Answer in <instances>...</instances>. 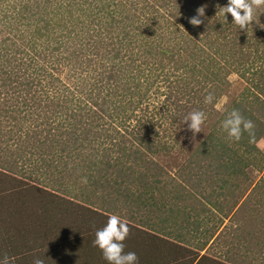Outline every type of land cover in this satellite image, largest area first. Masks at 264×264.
I'll use <instances>...</instances> for the list:
<instances>
[{"label": "rangeland", "instance_id": "obj_1", "mask_svg": "<svg viewBox=\"0 0 264 264\" xmlns=\"http://www.w3.org/2000/svg\"><path fill=\"white\" fill-rule=\"evenodd\" d=\"M22 4L20 0H0V18L4 15L12 16ZM28 4L32 6L34 3L29 1ZM200 7L204 8V16L200 18L206 20L208 24V21H211L208 12L214 11L216 14L221 5L218 0H188L178 4L173 11L175 16L181 19L178 28L199 38L205 34L207 24L204 27L193 26L184 17L187 13L181 11L186 9L197 14L196 10ZM262 8V5L257 6L259 11L257 10L258 12L253 15L264 23ZM161 10L164 14L171 12ZM92 12L95 10L93 9ZM83 13L79 12V17L73 19L60 20V16L56 17L59 26H56L48 36L53 38L55 32L73 36L74 33L81 32L80 22H88L90 32L95 35L94 31H100V36L104 38L106 32L104 26L110 23L109 20L102 18L100 14H92L91 19H88ZM83 30L87 32L86 29ZM258 37L261 40L262 36L259 32ZM39 42L48 45L45 37ZM13 43L22 46L20 41L13 40ZM159 44L165 45L164 49L159 52L158 48H154L144 58L154 76L158 77L166 70L171 52L168 38ZM51 45L58 48L55 42ZM227 45L228 50L237 57V61L235 65H231L230 75L223 79L221 91L212 89L209 92L207 90L198 92L202 102L196 98L195 92L189 89L177 90V98L180 99L176 101L166 100L163 96L165 94L163 85L159 80H157L159 86L157 97L152 95L154 85L147 91L145 87L147 82L142 81L141 77L130 85L134 96L130 94V97L126 96L124 103L128 104L131 101L139 103L141 109L147 108L145 112L147 115L154 113L153 118L148 124L137 125L139 110L128 111L125 120L123 118L120 120L121 125L114 128L121 131L119 134L131 129L135 130V134H140L144 132L143 128L146 131V128L150 127L151 130L148 129L147 133L152 143L142 148V159L132 156L122 158L120 155L117 157V154L113 153L106 155L104 163L97 170L96 181L99 180L100 185L86 187L80 174L70 168L71 157L76 155L80 156L75 157L76 161L73 164L82 158L79 166H85L86 159L90 156L91 161H98L106 154L102 146L86 142L81 143L82 148L73 151L72 147L66 145L68 149L70 148V154L60 153L56 148L60 156L56 154L57 164L53 163L52 167L61 170V174L56 173L57 170L54 169L49 177V180L53 181L47 183L42 177L36 178L37 180L28 179L21 173L22 163L18 164V168L14 165V157L5 159L13 156L10 154L12 151L17 152L15 140L24 139V132L22 135L15 134V140L12 138L9 142L11 150L7 153L0 152V163L4 166L10 163L15 170L11 172L9 170L11 167H6L10 171L6 176L15 179L14 183L6 177L2 178L7 179L6 185L11 184L12 189L10 193L0 192V207H2L0 219L3 220L0 221V230L6 227L12 236L10 235V240L6 241V249L1 247L3 243L0 242V250H3L0 254L9 252V254H21L20 258L14 257L10 264H17L18 261L20 264H33L36 258L43 260L44 264H49L47 254H84L79 258L74 256L73 261L65 262L69 264H107L100 249L93 244V240L96 230L106 224L109 215L116 214L126 222L129 229L128 236L123 241L124 252L135 249L139 264H233L234 262L264 264V45L255 41L241 45L238 41L233 43V39L232 41L229 39ZM66 47L58 49V52L46 49L40 53L39 58L35 57L41 66H46L45 73H51L50 76L43 75L41 79L39 89L42 90V99L46 96L59 97L61 96L59 93H65V89L82 96L96 93V89L91 86L96 71L91 67L81 68L82 66L76 62L77 53L73 54L72 51L77 50L78 46L73 48V45L71 47L66 45ZM106 52L107 50L104 55ZM31 55L35 53L31 52ZM102 64L107 66L108 62L104 61ZM49 79L54 81V87L48 86ZM91 90L95 91L91 92ZM209 93L214 99L212 103L206 104L204 98ZM246 93L250 96L244 98L243 105L240 103V110L243 108L246 113L250 112L256 128L253 136L259 137L255 139L254 144L250 142L256 147V152L248 157H251L250 165L244 169L242 175L237 176L231 172L232 170L228 171L227 166L234 161L230 160L231 150L243 149V146L227 137L221 127V121L235 108L234 103L239 102ZM11 95V91L5 93L0 89V130L4 132L12 128L11 121L3 117L5 106L8 104L5 103V99ZM194 110H205L206 114L200 132L195 134L187 128V122H183L184 118ZM175 113L180 114L176 115L175 124H170L169 119L164 124L158 120V116L162 114ZM30 118L29 123L21 124L22 129L36 132V135L43 140L48 135V139L54 143L58 142V139L65 141L64 136L61 138L60 135H54L56 133L54 124L49 127L40 124L39 118L32 115ZM60 146H63V143H60ZM127 147L128 145H125V148ZM19 152L21 153V150ZM201 152L206 155L202 156ZM240 153L243 154L242 150ZM28 154L30 155L29 152ZM24 155L26 158L27 152ZM30 157L35 159L33 156ZM79 157L80 159L77 160ZM63 163L65 165H62ZM14 175L16 176L13 177ZM113 180L124 182L127 189L113 185ZM127 190L135 197L133 202L129 201ZM19 194L23 197L18 198ZM75 194H80V198L83 199L77 198ZM14 196L15 201L23 199L25 203L23 210L19 205L14 207L17 212L10 210L12 205L9 206L6 202L11 201L10 197ZM52 196L65 200L62 206H56L59 211L56 207L54 210L48 207L47 214H38L33 204L40 198L48 200L52 199ZM164 219V226L167 225L171 233L168 239L188 246L191 250L186 249L189 254H151V241L158 239V236L162 237L165 229L160 232V224L158 225L157 221L161 222ZM71 231L80 235L72 237L62 245L61 241L65 238L63 234ZM52 233L58 234L57 239L51 237ZM55 240L60 242L49 244ZM62 243L64 244L65 241L63 240ZM176 246L179 248L180 245ZM141 250L145 251L144 254H140ZM61 262L64 263L62 259Z\"/></svg>", "mask_w": 264, "mask_h": 264}, {"label": "trees", "instance_id": "obj_2", "mask_svg": "<svg viewBox=\"0 0 264 264\" xmlns=\"http://www.w3.org/2000/svg\"><path fill=\"white\" fill-rule=\"evenodd\" d=\"M20 1L23 4L20 8L16 9V12L12 16L6 17L4 15L0 18V89H3L5 93L12 92L11 97L9 96L5 99V103L8 104L5 106L6 109L3 114V117H7L11 121L12 128L7 130V132L0 130V152L5 151L7 153L11 150L10 140L12 138L15 140V134L22 135L24 132V139L17 138L15 140L17 152L12 151L10 154L13 156L5 159L14 157L15 161L13 163L17 168L18 164L22 163L21 173L30 180H37L42 177L47 183L53 181L49 180L51 171L56 169V173L61 174V170H58L57 167H52L53 163L57 164L55 162L58 158L56 154L60 156L56 148H58L60 153L68 152L70 154V148L68 149L66 145L72 147L74 151L83 147L81 143L87 142L95 146H102L106 154L103 157L101 156L102 158H99L98 161H91V156L88 157L85 166L78 165L82 160L80 157L77 159L80 160L73 164L76 161L75 157L80 155L71 157L70 169L78 172L80 178H87L86 187L100 185L99 180L96 181L97 170L104 163L103 160L106 155L109 156L110 153H113L117 154V157L120 155L122 158L132 156L142 159V148L152 143L147 133L150 127L146 128V131L143 128L144 132L140 134H135V130L133 129L130 131L124 130V132L119 134L121 131L114 128L121 125L120 120L122 118L125 120L124 117L127 116L128 111L139 110L136 120L137 125L143 126L148 124L153 118L154 113L147 115L145 113L147 108L141 109L139 103L132 101L128 104L124 103L126 96H134V92L130 90V85L134 84L138 78L141 77L142 81L147 82L145 84L147 91L154 85V90H152L154 93L152 94L153 97H157L159 94V86L157 85V80H159L163 85L165 93L163 96L166 100L170 102L176 101L180 99V97L177 98V90L189 89L190 91H194L196 98L202 102V97L198 96V92L202 90L209 92L212 89H219L221 91L223 79L230 75L231 65H235L237 61V57H234L233 52L228 50L229 46L227 44L229 39L231 41L233 39V43L238 41L241 45H245L251 41L264 45V23L261 19L258 18L257 20L253 15V22L248 27L246 26L245 29H239L237 25L231 24L233 18L230 13H226V20L224 19L220 8L216 14L214 11L208 12L211 18L208 24L206 20H203V23L198 25V27H204L207 24L205 34L200 38L197 35L192 36L186 33L181 28H178V23H180L181 19H178L173 11L178 4H183L188 0H152V2L151 0ZM29 1H33L34 4L32 6L29 5ZM218 2L223 7L227 4L228 0H218ZM260 5L264 9V3ZM159 8L171 12L164 14ZM93 9L95 12H92ZM257 10V6H254L253 14L259 11ZM79 12H85L83 15H87L88 19H91L92 14H100L102 18L108 19L110 23L104 26L106 29L105 37L100 36V31H94L96 32L95 35L91 33L89 29L90 23L88 22H80L79 27L81 32L74 33L71 30L74 33L73 36H65L63 32L60 34L55 32L56 35L54 33L53 37L55 41L52 37L48 36L56 26H59L56 17L60 16V20L78 18ZM181 12L187 13L184 14V17L188 20V23L189 18L196 15L195 11L191 13L186 9H183ZM82 29H86L88 33L84 30L82 31ZM258 32L262 36L261 40L258 37ZM43 37L46 38L47 46L43 42H39ZM47 38L52 39L48 41ZM167 38L171 44L168 65L159 77L154 76L152 69L149 68V64L144 58L154 48H158L159 52L164 49L165 45H161L159 42L167 40ZM13 40L20 41L22 46H17L13 43ZM8 41L12 43L8 44ZM53 42H55L58 48L51 45ZM66 45L70 47L73 45V48L78 46L77 50H73L72 53H77L76 62L82 66L81 68L85 67L84 69H86L91 67L93 71H96V76L91 84L96 89V93L84 94L82 96L81 94L75 95L65 89V93H59L61 95L59 97L46 96L42 99V90L39 89L41 79L43 75L50 76L51 73L46 74V66H41L35 57L39 58L41 56L40 53L46 49L58 52L60 48H67ZM106 50L107 52L104 55ZM31 52H34L35 55H31ZM104 61L108 62L107 66L102 64ZM153 68L155 67L153 66ZM51 69L56 70L55 68ZM51 79H49L50 83L48 86L54 87V81ZM172 88L176 89L172 90ZM93 91L95 90H91V92ZM249 96V93H246L234 105L235 109H238L245 119H250L254 125L255 121L250 112L246 113V110L243 108L240 110V103L245 102L244 98L246 99ZM31 115L32 117L41 119L40 124H46L49 127L54 124L53 127L56 130L54 135L64 136L65 141L62 142L58 139V142L54 143L48 139V135L43 140L39 135H36V132L22 129L21 124L29 123ZM176 115L179 116L180 114H162L158 116V120L164 124L169 119L170 121L168 122L170 124H175ZM255 132L256 128L254 125L253 133ZM155 134L157 135L156 132ZM258 137H254L250 141L249 134L243 133L241 139L238 141L243 146V149L231 150L232 157L230 160L233 159L234 161L231 165L227 163L228 171L232 170L231 172L237 176L244 173V169L251 163V157H248L256 152V147L253 144ZM50 141L51 143H49ZM60 143H63V146H60ZM125 145H128V147L125 148ZM19 150H21V153ZM241 150L243 154L240 153ZM26 152L27 156L25 158L24 153L26 154ZM201 155L205 156L206 154L201 152ZM30 156H33L35 159H32ZM226 157L228 156L226 155ZM221 161L226 160L221 159ZM62 165H65V163ZM6 167H11L9 170L15 172L13 165L10 163L7 166L0 163V192L10 193V189H12L11 184L6 185L7 179H2L3 177L8 178L6 175L10 171ZM8 179L12 180L13 183L15 182L13 178ZM106 181L108 182V180ZM113 185L127 189L124 182L113 180ZM127 192L129 193L127 196L130 198L129 201L133 202L135 197L130 194V191L127 190ZM75 195H77V198H80V194ZM15 196L13 198L10 197L9 200L11 201L6 202L9 206L12 205L10 206L12 212H17L14 209L15 205L21 206L22 210L25 208L23 199L15 201ZM20 197H23V195L19 194L18 198ZM64 201L63 198L52 196V199L48 200H44L43 198L38 199L33 206L38 211V214H47L48 207L54 210V207L57 205L62 206ZM0 221L3 220L0 219ZM164 223L165 219L161 220V222L157 221V224H160L159 231L163 232V229H165L161 240L158 239V242L156 240L152 245L150 244L155 249L159 248L161 250L160 247L164 245L163 242L168 243L166 237L168 238L171 235L168 231V226L166 224L164 226ZM69 233L63 234L65 236L63 239L65 243L63 244L62 240V245H65L72 237L80 235L72 231ZM10 235L12 236V233L8 232L6 227L0 230V242L3 243L1 245L2 248L6 249V241L10 240ZM57 235L56 233L51 237L57 239ZM58 242L60 241L55 240L49 244L53 245ZM179 249L181 248L179 247ZM2 251L0 250V252ZM150 251L152 250L150 249ZM132 252L137 254L135 249ZM9 253L6 255L11 258V261L16 256L18 258L21 257V254ZM3 255L5 253L0 254V256ZM47 255H49V259L47 260L49 264H69L65 262L73 261L74 256L79 258L84 254ZM61 259L64 263L61 262ZM17 264H20V262L18 261Z\"/></svg>", "mask_w": 264, "mask_h": 264}, {"label": "clouds", "instance_id": "obj_3", "mask_svg": "<svg viewBox=\"0 0 264 264\" xmlns=\"http://www.w3.org/2000/svg\"><path fill=\"white\" fill-rule=\"evenodd\" d=\"M264 0H228L227 4L220 7V11L226 20L225 14L230 13L232 19L231 24H235L239 29H245L246 26L253 22L254 6H259ZM242 10V14H241ZM197 14L189 18V23L198 26L203 23L200 17L204 16V8L200 7L196 10ZM213 95L209 93L205 96L204 102L210 104L213 102ZM206 119V114L202 110H194L190 112L183 122H187V128L193 133L200 132L201 125ZM221 127L226 132L230 140L239 141L243 133H248L250 141L253 139V122L245 119L238 109L233 108L225 115L221 121ZM83 182H87V178H82ZM129 229L126 222L118 215H109L106 224L97 229L93 244L98 247L107 264H139L138 257L135 252H124L123 241L128 236ZM11 258L8 255L0 256V264H10ZM33 264H44V261L36 258Z\"/></svg>", "mask_w": 264, "mask_h": 264}, {"label": "crops", "instance_id": "obj_4", "mask_svg": "<svg viewBox=\"0 0 264 264\" xmlns=\"http://www.w3.org/2000/svg\"><path fill=\"white\" fill-rule=\"evenodd\" d=\"M158 239L161 240V237L158 236ZM158 239H155L154 241L158 240ZM166 240L168 241L167 242H163L164 245L162 247H160L161 250L158 249H155L153 246H152V253L151 254H189L190 252H188L186 249L190 250L188 246L182 244V242H174L172 241L171 239H168L166 238ZM154 241H151V245L153 244ZM172 242V243H171ZM180 245L179 247L181 249H179L176 245ZM157 247V246H156ZM184 247V248H183ZM191 251V250H190ZM142 253H140L138 251V253L140 254H144L143 252H145L144 250H141ZM233 264H236V262H234Z\"/></svg>", "mask_w": 264, "mask_h": 264}]
</instances>
